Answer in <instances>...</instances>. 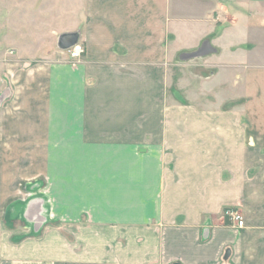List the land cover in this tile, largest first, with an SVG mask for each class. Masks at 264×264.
Returning <instances> with one entry per match:
<instances>
[{"label": "crops", "instance_id": "obj_1", "mask_svg": "<svg viewBox=\"0 0 264 264\" xmlns=\"http://www.w3.org/2000/svg\"><path fill=\"white\" fill-rule=\"evenodd\" d=\"M174 263L264 264V0H0V264Z\"/></svg>", "mask_w": 264, "mask_h": 264}, {"label": "built area", "instance_id": "obj_2", "mask_svg": "<svg viewBox=\"0 0 264 264\" xmlns=\"http://www.w3.org/2000/svg\"><path fill=\"white\" fill-rule=\"evenodd\" d=\"M68 51L72 58L78 59L85 52V46L82 42H77L71 47H69ZM226 214L231 218L234 224L240 227L243 226L244 218L238 210L236 209L227 210Z\"/></svg>", "mask_w": 264, "mask_h": 264}, {"label": "water", "instance_id": "obj_3", "mask_svg": "<svg viewBox=\"0 0 264 264\" xmlns=\"http://www.w3.org/2000/svg\"><path fill=\"white\" fill-rule=\"evenodd\" d=\"M77 42H78L77 36L75 33H66L63 34L60 38L61 46L64 48H69ZM174 264H180V263H174Z\"/></svg>", "mask_w": 264, "mask_h": 264}, {"label": "rangeland", "instance_id": "obj_4", "mask_svg": "<svg viewBox=\"0 0 264 264\" xmlns=\"http://www.w3.org/2000/svg\"><path fill=\"white\" fill-rule=\"evenodd\" d=\"M202 72L203 71H200V69H196L194 71H188V70H186V71H183L182 73L181 72H177V73H178V77H184V78H187V79H189V78L192 79L193 78V80H194L195 79L194 78V75H196V76L199 75V74L201 75ZM205 90H206V88H205Z\"/></svg>", "mask_w": 264, "mask_h": 264}]
</instances>
